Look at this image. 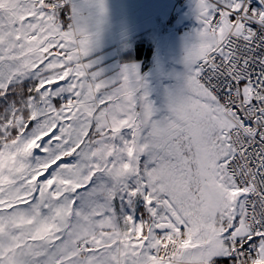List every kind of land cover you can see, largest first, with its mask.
Segmentation results:
<instances>
[{"label":"snow or ice","instance_id":"1","mask_svg":"<svg viewBox=\"0 0 264 264\" xmlns=\"http://www.w3.org/2000/svg\"><path fill=\"white\" fill-rule=\"evenodd\" d=\"M190 9L144 72L109 0H0V264H264V0Z\"/></svg>","mask_w":264,"mask_h":264},{"label":"rangeland","instance_id":"2","mask_svg":"<svg viewBox=\"0 0 264 264\" xmlns=\"http://www.w3.org/2000/svg\"><path fill=\"white\" fill-rule=\"evenodd\" d=\"M156 1L109 0L113 23L109 38L119 36L120 41L117 47L107 41L104 51L109 58L116 56L121 46V34H124L123 40L130 44L132 56L141 63L142 71L149 72L157 57L166 60L170 66H179L182 37L196 26L191 16L192 0H162L159 4ZM155 9L158 15L154 14ZM131 19L135 21L133 25L129 23ZM150 48L152 59L147 65L144 59ZM121 54L127 56V53Z\"/></svg>","mask_w":264,"mask_h":264},{"label":"crops","instance_id":"3","mask_svg":"<svg viewBox=\"0 0 264 264\" xmlns=\"http://www.w3.org/2000/svg\"><path fill=\"white\" fill-rule=\"evenodd\" d=\"M147 1H149L148 3H150L152 0H146V2ZM162 2V0H157L156 1V3L157 4H159V3H161ZM142 3H144V2H142ZM154 4H155V1L153 2ZM156 10V9H155ZM155 13V15H158V13H156L157 12V10L156 11H154ZM130 24H134L135 23V21H132V19H131V21L129 22ZM156 32H157V30H156ZM111 35H109V37H110ZM108 37V41L111 43V44H114V47H117L118 46V44L120 43V41H119V36H113V37H111V39ZM107 46V45H106Z\"/></svg>","mask_w":264,"mask_h":264},{"label":"trees","instance_id":"4","mask_svg":"<svg viewBox=\"0 0 264 264\" xmlns=\"http://www.w3.org/2000/svg\"><path fill=\"white\" fill-rule=\"evenodd\" d=\"M148 50V55L145 57V61H146V64L148 65L150 62H151V59H152V54H150V56H149V52L151 51L152 52V50H151V48L150 49H147ZM125 57H127V56H125Z\"/></svg>","mask_w":264,"mask_h":264}]
</instances>
